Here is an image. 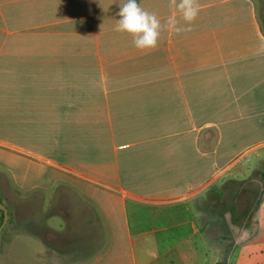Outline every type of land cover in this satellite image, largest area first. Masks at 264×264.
Wrapping results in <instances>:
<instances>
[{
    "label": "crops",
    "instance_id": "0c3cea01",
    "mask_svg": "<svg viewBox=\"0 0 264 264\" xmlns=\"http://www.w3.org/2000/svg\"><path fill=\"white\" fill-rule=\"evenodd\" d=\"M258 1L197 0L190 32L162 31L142 52L115 30L124 0H0V183L65 200L46 220L67 247L55 259L264 264V200L229 256L211 235L221 219L205 222L201 208L213 184L264 174ZM137 2L162 24L174 11L170 0ZM38 33L74 44L36 45ZM79 213L85 225L72 228Z\"/></svg>",
    "mask_w": 264,
    "mask_h": 264
},
{
    "label": "rangeland",
    "instance_id": "374dc122",
    "mask_svg": "<svg viewBox=\"0 0 264 264\" xmlns=\"http://www.w3.org/2000/svg\"><path fill=\"white\" fill-rule=\"evenodd\" d=\"M258 11L261 17H263L264 3L258 1ZM37 34V33H35ZM49 33H44V35ZM44 38L35 36L34 44H47V45H60V44H74L72 39L60 38L61 33H50ZM56 35V36H55ZM86 44V43H84ZM4 177V176H3ZM0 183V202L5 200L7 205H4L8 209V221L2 232L0 233V264H67L62 260L55 259L53 257L54 250L61 251L65 247L62 244L61 238L63 234L52 233L49 228H46L47 218L55 212V210L63 207L65 200H61L59 197H53L50 199H43L42 195L32 196L28 198L25 193L15 192L8 179ZM264 192V174L253 175V177L247 181H234L228 180L224 185L213 184L210 192L209 203L206 207H201L204 210L205 222L209 219L213 224L216 220L221 219L219 228L217 230L211 229L212 237L225 238L228 241L226 253L230 254L234 248L232 243L239 237L245 238V227L248 226L251 213L254 207L262 203L264 197L261 196ZM31 199V200H30ZM50 201L47 210L45 209V202ZM65 206V205H64ZM37 210L36 220L31 215L30 220L25 218L29 217L27 214L30 211ZM88 212V213H87ZM89 210L83 208V217L89 214ZM21 213L20 217L17 214ZM3 211L0 210V226L2 224ZM209 216V217H208ZM221 216V217H220ZM72 218H80L81 214H72ZM208 217V218H207ZM51 223L58 224L59 220L53 217L50 220ZM71 224L72 228L75 224L85 225L82 218L77 222ZM61 223V222H60ZM75 227V226H74ZM84 227V226H81ZM19 232L17 235L18 240L10 244H6L10 239L12 233ZM21 233H29L38 237L42 242L36 239H30L23 236ZM263 235V231L259 232L258 237ZM234 244V243H233ZM60 256V255H59ZM216 264H228V261H218Z\"/></svg>",
    "mask_w": 264,
    "mask_h": 264
},
{
    "label": "clouds",
    "instance_id": "9594fccd",
    "mask_svg": "<svg viewBox=\"0 0 264 264\" xmlns=\"http://www.w3.org/2000/svg\"><path fill=\"white\" fill-rule=\"evenodd\" d=\"M170 7L174 11L162 24L154 12L142 8L137 0H124L119 8L115 30L129 34L136 49L142 52L153 50L158 47L162 31L172 34L190 32L200 10L197 0H170ZM177 13L186 26H179Z\"/></svg>",
    "mask_w": 264,
    "mask_h": 264
},
{
    "label": "water",
    "instance_id": "95a60500",
    "mask_svg": "<svg viewBox=\"0 0 264 264\" xmlns=\"http://www.w3.org/2000/svg\"><path fill=\"white\" fill-rule=\"evenodd\" d=\"M0 210H2L4 213L3 223L0 226V233H1L8 221V209L2 202H0Z\"/></svg>",
    "mask_w": 264,
    "mask_h": 264
},
{
    "label": "trees",
    "instance_id": "16d2710c",
    "mask_svg": "<svg viewBox=\"0 0 264 264\" xmlns=\"http://www.w3.org/2000/svg\"><path fill=\"white\" fill-rule=\"evenodd\" d=\"M263 25H264V22H263ZM2 219H4V213H3ZM2 223H3V221H2Z\"/></svg>",
    "mask_w": 264,
    "mask_h": 264
}]
</instances>
